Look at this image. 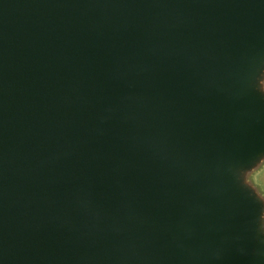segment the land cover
I'll use <instances>...</instances> for the list:
<instances>
[{"label":"water","instance_id":"95a60500","mask_svg":"<svg viewBox=\"0 0 264 264\" xmlns=\"http://www.w3.org/2000/svg\"><path fill=\"white\" fill-rule=\"evenodd\" d=\"M0 264H264V0H0Z\"/></svg>","mask_w":264,"mask_h":264}]
</instances>
